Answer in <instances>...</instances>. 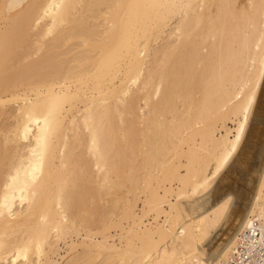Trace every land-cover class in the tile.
Instances as JSON below:
<instances>
[{"label":"bare ground","instance_id":"6f19581e","mask_svg":"<svg viewBox=\"0 0 264 264\" xmlns=\"http://www.w3.org/2000/svg\"><path fill=\"white\" fill-rule=\"evenodd\" d=\"M262 101L264 0H0V264H229Z\"/></svg>","mask_w":264,"mask_h":264},{"label":"rangeland","instance_id":"374dc122","mask_svg":"<svg viewBox=\"0 0 264 264\" xmlns=\"http://www.w3.org/2000/svg\"><path fill=\"white\" fill-rule=\"evenodd\" d=\"M263 103H264V101H262ZM264 122V121H263ZM259 123L258 121H255L254 123H253V125H252V127H253V129L252 130H254L253 131V133H251L250 132V134H249V136H248V138H247V142H246V144H245V147H244V151H245V154H244V151H243V153L242 154H244V155H241V157L242 158H240L238 161H237V163H235L234 164V166L228 171V172H226L225 173V180L223 181V185H225V186H229V187H231L232 188V191L235 193V194H237V195H239V193H241V192H243V190L244 189H248V180L250 179V176H249V173L251 172V171H253L257 166H259V154L258 153H260V150L259 149H261V146L262 145H258V143L256 144V142H259V144H262V138L264 137V123ZM263 124V125H262ZM230 126H233V123H230ZM260 126H262L263 128V130L262 129H260L259 131H261L260 132V136H259V138H257V136L259 135V132H258V134H257V130H258V128L260 127ZM255 127V128H254ZM259 139V140H258ZM248 140H250V142H248ZM256 140H258V141H256ZM247 145H251L250 147L252 148H249V146H248V148L249 149H246L247 147ZM257 145V146H256ZM256 146V147H255ZM255 147V148H254ZM250 151H251V153H250ZM248 152V153H247ZM253 152H256V153H254L253 154ZM253 157H251L250 155ZM256 154V155H255ZM255 155V156H254ZM244 156H246V157H244ZM256 157V159H254ZM252 158V159H251ZM242 159V160H241ZM245 159H247V161L245 160ZM249 159L251 160V161H249ZM254 159V160H253ZM246 161V162H245ZM239 163V164H238ZM249 164V165H248ZM236 166V167H235ZM239 166H240V168H239ZM243 167V168H242ZM238 169L239 170H242V171H238ZM238 171V172H237ZM228 174V175H227ZM252 174V173H251ZM243 176V177H242ZM233 177H235V178H233ZM252 178V177H251ZM226 180H228V182L226 181ZM252 180V179H251ZM226 181V182H225ZM236 182V183H235ZM229 185H228V184ZM243 183V184H242ZM236 188V189H235ZM142 205H143V203H142V201H140V205L138 206V208L136 207V214L137 215H140V214H142V212H141V208H142ZM153 216L152 215H149V217H147V219H148V223L149 222H153L154 220V218H152ZM145 219V222L147 221V219L146 218H144ZM164 219V217H161L160 218V222H162V220ZM153 220V221H152ZM147 223V224H148ZM83 239H85V237L84 238H81V237H79L78 239L76 238L75 240H74V242H76V243H80ZM94 239H97V237H94ZM70 243H72V240H69V243H68V245H70ZM214 243H215V241H214ZM212 246V243L211 244H209L208 245V247L210 248ZM61 248L58 250V252L56 253V254H54L52 257H51V262H52V260H53V262L55 263V261L56 262H58V263H62L63 262V260H62V258L64 259V258H66L67 256V253H68V247L69 246H66V245H62L61 244V246H60ZM56 255V256H55ZM53 258V259H52ZM52 262V263H53Z\"/></svg>","mask_w":264,"mask_h":264},{"label":"built area","instance_id":"2783aa9c","mask_svg":"<svg viewBox=\"0 0 264 264\" xmlns=\"http://www.w3.org/2000/svg\"><path fill=\"white\" fill-rule=\"evenodd\" d=\"M229 264H264V222L251 218V225L239 232Z\"/></svg>","mask_w":264,"mask_h":264}]
</instances>
